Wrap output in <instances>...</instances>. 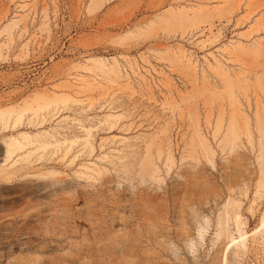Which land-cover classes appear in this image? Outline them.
<instances>
[{
  "label": "rangeland",
  "instance_id": "374dc122",
  "mask_svg": "<svg viewBox=\"0 0 264 264\" xmlns=\"http://www.w3.org/2000/svg\"><path fill=\"white\" fill-rule=\"evenodd\" d=\"M0 264H264V0H0Z\"/></svg>",
  "mask_w": 264,
  "mask_h": 264
},
{
  "label": "bare ground",
  "instance_id": "6f19581e",
  "mask_svg": "<svg viewBox=\"0 0 264 264\" xmlns=\"http://www.w3.org/2000/svg\"><path fill=\"white\" fill-rule=\"evenodd\" d=\"M259 118V117H258ZM6 156L8 157V158H10L12 155H11V152L10 151H7V153H6ZM244 236V234H241L239 237H243ZM233 241H234V239H233Z\"/></svg>",
  "mask_w": 264,
  "mask_h": 264
}]
</instances>
